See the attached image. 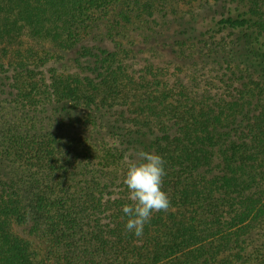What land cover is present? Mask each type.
I'll return each mask as SVG.
<instances>
[{"label":"trees","instance_id":"obj_1","mask_svg":"<svg viewBox=\"0 0 264 264\" xmlns=\"http://www.w3.org/2000/svg\"><path fill=\"white\" fill-rule=\"evenodd\" d=\"M168 1L0 0V264H264V0ZM135 24L140 68L113 34ZM139 150L171 200L142 237L122 211Z\"/></svg>","mask_w":264,"mask_h":264},{"label":"clouds","instance_id":"obj_2","mask_svg":"<svg viewBox=\"0 0 264 264\" xmlns=\"http://www.w3.org/2000/svg\"><path fill=\"white\" fill-rule=\"evenodd\" d=\"M127 172L124 184L129 192L130 203L123 206V213L128 217L126 230L136 237H142L144 227L150 222L154 212H167L171 200L163 190L166 176L164 158L155 152L139 150L134 158L125 156Z\"/></svg>","mask_w":264,"mask_h":264},{"label":"rangeland","instance_id":"obj_3","mask_svg":"<svg viewBox=\"0 0 264 264\" xmlns=\"http://www.w3.org/2000/svg\"><path fill=\"white\" fill-rule=\"evenodd\" d=\"M169 3L173 2V0H169ZM111 24V23H110ZM110 26L109 23H100L98 25V27H96L90 35H88L85 39V44H95L97 43V41L104 39V33H106V27ZM139 25L135 24L132 27H129V30H124V31H120L119 33H117V31H115L114 34V39L121 43L124 47L127 48H132L135 49L136 46H139V49H141V51L137 54L136 58L134 59V66L135 68H140L141 66H143V64L145 63V61L147 59L152 60V53H151V49L150 48H154V45L148 44V45H143L141 44V40H142V36L139 37L138 32H140L139 30H137L136 28ZM145 28V27H144ZM143 31H145L144 29H142ZM106 38V37H105ZM106 40V39H105ZM107 44L106 46L109 48H112L114 45L111 43L110 39L106 40ZM23 45L24 47H28V46H35L38 48H44L46 51L51 52L53 55L56 56H65L66 52L62 51L59 48H56L53 44L47 42V41H33L27 37L24 38L23 41ZM160 52L158 57H157V61L161 62L163 61L165 58H167L169 53L173 52L172 48H160ZM59 68V67H58ZM21 232V234L25 237H27L30 242L33 243V248L36 252V254L38 255V259L40 261H44L46 262V248L47 245L43 242L40 241L36 238L33 237H28L24 232L23 229L19 230ZM48 263V260H47Z\"/></svg>","mask_w":264,"mask_h":264}]
</instances>
